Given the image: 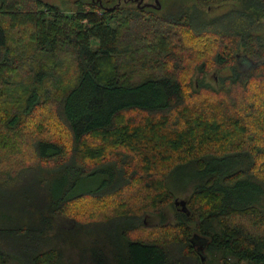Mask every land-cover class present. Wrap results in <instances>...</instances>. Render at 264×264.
Instances as JSON below:
<instances>
[{"label":"trees","instance_id":"obj_1","mask_svg":"<svg viewBox=\"0 0 264 264\" xmlns=\"http://www.w3.org/2000/svg\"><path fill=\"white\" fill-rule=\"evenodd\" d=\"M223 1L76 0L67 12L0 0V147L15 146L36 109L59 123L44 130L53 138L32 143L44 178L0 182V264H15V254L57 264L76 232L94 264H205L201 249L220 251L219 264H264V0L198 16ZM212 159L235 166L210 173L178 207L166 175ZM95 174L98 186L77 189ZM122 187L132 190L130 207L114 200ZM170 201L178 220L147 225L145 211ZM56 212L62 233L50 236ZM139 227L149 230L131 235ZM98 229L113 234L96 235L95 252L83 238Z\"/></svg>","mask_w":264,"mask_h":264},{"label":"rangeland","instance_id":"obj_2","mask_svg":"<svg viewBox=\"0 0 264 264\" xmlns=\"http://www.w3.org/2000/svg\"><path fill=\"white\" fill-rule=\"evenodd\" d=\"M49 4H53L55 6H58L60 9H63L64 11L67 12H72L75 11L77 7L76 0H45ZM137 4H143L148 3L149 6L155 7L158 6L156 5L159 0H135ZM168 1V0H167ZM166 3V2H165ZM185 5L187 7L191 6V0L187 2L185 0ZM239 3L237 0H225L221 3H217L212 5L210 8H202L200 7L199 10L200 12L198 13V16L200 18H210L218 13H221L228 8H230L233 4ZM262 20L264 21V17H261ZM264 30V27L263 29ZM93 46L96 44V40L92 41ZM186 56V54H185ZM242 65L248 66L249 61L247 59H242L241 60ZM229 69H224V71H228ZM221 71V72H224ZM205 80L208 83H212L213 85L215 84V75L213 72H208L205 74ZM250 97V94L248 95ZM256 101V100H255ZM49 106V104H47ZM45 109V105H41ZM50 109V108H49ZM35 112L37 111V120L32 119V117H25V120L22 122L20 131L19 133L13 134L12 135V140L16 141L15 146L11 148H6V147H0V182L3 184L5 183L7 177L9 175L13 176H18V177H24V176H29L31 175L32 178H34V174L38 177H43L45 176L46 172L45 169L40 166H44V163L38 164L37 163V158L34 155V151L32 150V143L35 141V139L38 138H45V139H50L55 136L49 138V132L44 131L47 128V124H52L57 123L56 117L54 114H52L50 110L47 109V111L39 112L38 109L34 110ZM41 111V110H40ZM146 115L144 114L142 119ZM138 117V119H140ZM45 123V126L42 127L41 130H38L35 124L33 123ZM59 126V123H57L55 126ZM60 134V133H58ZM2 137H0V140ZM233 160L230 159H223V160H217V159H212L208 162L207 166L205 169H199L197 166H195V163L193 161L178 165L175 167L173 170H171L167 175H166V183L167 187L170 189V191L173 193V196L176 199L177 206L178 207H185V199L188 198L189 194L193 191V189L198 185L205 182V180L208 178L210 173H215V176L221 177V174L230 168H233L235 165L232 162ZM30 165L33 167L32 169H26L25 166ZM28 168V167H27ZM210 170V171H209ZM22 180V179H20ZM19 181V179H18ZM102 181V176L100 174H95V175H90L83 177L77 182V189H89V188H94L98 186ZM20 182V181H19ZM21 185V184H19ZM16 191V189H14ZM131 193L132 190L129 187L121 189V191L113 196L115 202L118 201L119 199H123L120 204L123 203V206H128L130 207V204L132 203V198H131ZM16 197V196H14ZM140 197V195H139ZM98 203V202H96ZM176 205L173 202H167L165 205H161L159 207L158 211H152V210H146L145 214L143 216L146 217V223L147 225H159V224H166V223H175L178 220V214L176 212ZM64 218V215L55 213L53 216V226L54 228H49L50 236L58 235L59 233H62L61 229H58L57 223L61 222V219ZM100 218V217H98ZM95 218V219H98ZM103 218V216H101ZM67 221V220H66ZM62 224V223H61ZM193 225V224H192ZM141 229H134L131 232V235L133 236H143L145 233L149 230L148 227L145 229L142 227H139ZM134 232V233H133ZM86 233H82L81 235H84ZM113 232H110L109 230H102L98 229L96 232L92 235H87V237L83 238L85 241L88 243V245H92L93 248H95V252L99 251V247H101L100 242H93L92 240L96 239V235L101 238H106L109 239ZM85 236V235H84ZM156 234L153 236L155 237ZM159 237V236H158ZM79 238L80 235L78 232H76V235L73 237V239H78L77 243L75 242H70L68 240L65 243H61V245L58 247L61 249L60 255L56 256L58 260H60L57 264H94V260H91L90 251L86 249L84 251L82 249V243H79ZM46 248V247H45ZM106 255H108L111 258L110 250L109 247H105ZM15 250H17L15 248ZM92 250V249H90ZM104 253V252H103ZM201 253L204 256L205 264H219L221 262V252L220 251H215L211 252L210 250L206 249H201ZM15 264H25L22 260H19L20 255L15 254ZM25 256V255H24ZM235 257H230V260H234ZM113 258H111L108 262L110 264H113L114 262L112 261ZM241 264H251L247 260L241 261Z\"/></svg>","mask_w":264,"mask_h":264},{"label":"crops","instance_id":"obj_3","mask_svg":"<svg viewBox=\"0 0 264 264\" xmlns=\"http://www.w3.org/2000/svg\"><path fill=\"white\" fill-rule=\"evenodd\" d=\"M42 245H43V244H42ZM42 245H41L40 251L45 249V247H44V246H42Z\"/></svg>","mask_w":264,"mask_h":264},{"label":"water","instance_id":"obj_4","mask_svg":"<svg viewBox=\"0 0 264 264\" xmlns=\"http://www.w3.org/2000/svg\"><path fill=\"white\" fill-rule=\"evenodd\" d=\"M144 4H146V5H148V3H144ZM201 253V252H200ZM201 256H202V259H204V256H203V254L201 253Z\"/></svg>","mask_w":264,"mask_h":264}]
</instances>
